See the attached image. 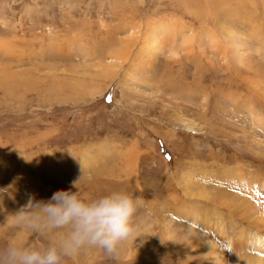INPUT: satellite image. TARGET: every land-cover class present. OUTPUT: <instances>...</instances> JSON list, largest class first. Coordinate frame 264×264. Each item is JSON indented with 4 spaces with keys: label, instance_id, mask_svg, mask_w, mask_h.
<instances>
[{
    "label": "rangeland",
    "instance_id": "rangeland-1",
    "mask_svg": "<svg viewBox=\"0 0 264 264\" xmlns=\"http://www.w3.org/2000/svg\"><path fill=\"white\" fill-rule=\"evenodd\" d=\"M189 176L211 199L185 195ZM251 179L264 200V0H0V231L76 184L138 197L142 238L139 255L78 261L207 264L182 241L186 204L235 259L264 224L212 198Z\"/></svg>",
    "mask_w": 264,
    "mask_h": 264
},
{
    "label": "clouds",
    "instance_id": "clouds-1",
    "mask_svg": "<svg viewBox=\"0 0 264 264\" xmlns=\"http://www.w3.org/2000/svg\"><path fill=\"white\" fill-rule=\"evenodd\" d=\"M73 187L75 191H55L46 201L29 197L12 215V225L0 231V264H66L87 248L116 256L124 243L138 236V197L121 190L86 196L76 184ZM12 232L17 234L10 236ZM205 260L223 264L219 255Z\"/></svg>",
    "mask_w": 264,
    "mask_h": 264
},
{
    "label": "bare ground",
    "instance_id": "bare-ground-1",
    "mask_svg": "<svg viewBox=\"0 0 264 264\" xmlns=\"http://www.w3.org/2000/svg\"><path fill=\"white\" fill-rule=\"evenodd\" d=\"M151 41L153 42V40H151ZM128 47H129V49H126V48L123 49L125 51V53L129 52L131 50V46H128ZM233 173L234 172L229 171V172H227L226 175L228 177L232 178V177H234ZM193 174H195V173H192V175ZM225 178H226V176H225ZM192 180L193 179L191 178V176H189L187 181H185L186 182L184 184L185 195H189V193H190V194H193L195 196L199 195L202 198H210L209 194H207V192H208L207 185H206V183H204L206 181H202V183L199 184L198 181L196 183V181H192ZM205 180H206V177H205ZM250 182H251V184H250L249 189H245V188L243 189L242 188L241 191H239L237 193L235 192V194H233V195H231V194L229 195V193L225 192V191L223 193H219V191H216L217 193H215L216 195L214 194L215 197L212 199L213 200L217 199L218 200L217 203H219L220 205L223 204V205L228 206L230 208L231 215L232 214L236 215L237 213H242L243 216H245L247 218H255V220L264 224V200L260 199L261 197H259L261 195H259V192H257L258 186L255 185V183L253 182L252 179L250 180ZM246 184H247V181H246ZM220 205H218V206L216 205V207H220ZM261 206H263V207H261ZM178 208H179V211L185 217L188 218L185 222V225H184V228H185L183 230V238L184 239L182 241H185L186 244H188V246H190V247L194 246V247L198 248V253H199L198 254L199 255L198 260H200L201 262L203 261L204 263L209 264V261H206V260L204 261L205 256L219 255L223 258V264H264V238L263 237L256 236L251 241V243L254 247V248L252 247L253 249H251V248L245 249V246H248V245L243 244V246H244L243 251L241 248L240 255L237 256L235 259H233L232 254H231L232 253V243L234 241L233 238L232 239L229 238L227 240L228 244L226 246H223L222 244H219L215 241H214V243H212L213 241L208 240L207 236L203 233L202 229L200 228L201 227V220H202L201 219V215H202L201 213H204V215L206 216L207 212L205 210H202V209L199 210L197 206H193L191 204H186V205H182V206L180 205V207H178ZM212 214H214V213H212ZM5 217L6 216L4 215V218ZM205 221L209 222L210 218L207 217V219ZM213 224H214V226L219 228V225L215 220L213 221ZM247 225H249V224H247ZM220 228L222 229V227H220ZM164 231H165V237L167 240H171L174 237V233L171 229V222H166L164 224ZM238 231H239L238 234H237V231H235V236L243 239L244 235H245V231L243 229L238 230ZM140 234L141 233H139V231H136L135 235H138V236L136 238L134 236L133 238H130L126 243H124L120 248L121 250H119V254L123 253L122 256H126L127 258L141 254L142 253V249H141L142 238H141ZM248 241L249 240H247V243H248ZM176 248L180 249L178 245H176ZM95 255H96V252L94 251L93 255L91 257V261L94 260ZM77 258L81 259L80 253L75 258L68 259L66 261V264H91V263H88V261H86V262H83L82 260L78 261ZM88 259H90V258H88Z\"/></svg>",
    "mask_w": 264,
    "mask_h": 264
}]
</instances>
